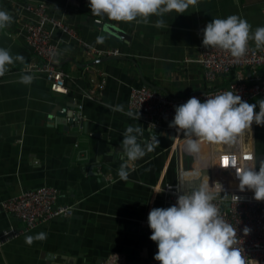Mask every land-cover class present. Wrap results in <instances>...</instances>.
<instances>
[{
	"label": "crops",
	"instance_id": "crops-1",
	"mask_svg": "<svg viewBox=\"0 0 264 264\" xmlns=\"http://www.w3.org/2000/svg\"><path fill=\"white\" fill-rule=\"evenodd\" d=\"M39 2L77 33L74 39L59 29L53 31L60 50L58 66L68 75L66 94L53 92L45 76L24 72L28 64L41 62L27 48L22 29L27 19L34 18L25 6ZM0 10L13 17L9 27L0 29V48L25 58L7 66L0 76V205L26 190L46 186L60 192L61 203L76 207L72 217L57 218L1 247L0 264H104L115 253L127 264H150L158 249L150 240L148 215L153 208H165L160 189L181 179H197L185 175L194 168L207 171L210 184L224 180L226 174L218 168L216 151L221 145H202L201 159L196 161L185 153L182 140L164 132L161 143L135 161L128 179L121 180L117 169L123 161L110 150H119L122 133L130 125L143 129L138 137L142 145L151 135L141 119L124 114L130 111L131 89L147 86L178 99L211 86H228L233 75L221 76L214 84L205 80L197 62L202 30L212 19L230 15L247 20L252 30L264 26V0H198L183 15L152 16L147 24L96 17L83 0H0ZM157 19L165 25L156 27ZM98 20L117 27L130 40L119 41ZM98 36L105 37L103 43H97ZM84 43L102 51L117 49L122 59L100 58ZM24 74L33 76L31 84L20 83ZM103 78L107 82L100 90L92 79ZM93 90L96 99L87 97ZM80 105L83 132L68 117ZM117 105L124 112L114 111ZM244 139L255 160H264V126L256 125ZM11 228L22 229L23 223L0 206V235ZM40 233L45 234L43 239L25 242Z\"/></svg>",
	"mask_w": 264,
	"mask_h": 264
},
{
	"label": "clouds",
	"instance_id": "clouds-1",
	"mask_svg": "<svg viewBox=\"0 0 264 264\" xmlns=\"http://www.w3.org/2000/svg\"><path fill=\"white\" fill-rule=\"evenodd\" d=\"M197 4L198 0H88V7L96 17H107L116 22L135 21L137 24H147L152 16L163 17L172 12L183 15L190 6ZM12 21L10 13L0 10V29H6ZM164 25L163 19L156 20V27ZM202 35L204 48L218 47L237 59L246 54L249 41L254 42L256 49L264 48V26L252 30L247 20L237 15L212 19L202 30ZM104 39V36H98L97 43H103ZM24 60L22 55L13 56L9 49L0 48V76L8 70L7 66ZM33 79L32 75L24 74L20 83L28 85ZM113 110L124 112L122 105L115 106ZM174 111L169 127L182 135L185 153L200 161L202 145L227 146L225 153L218 157L220 167L234 169L239 181L238 190L251 191L253 200L264 202V160L257 162L251 152L229 151L241 142L239 138L246 129L251 131L253 124L264 126V99L250 104L239 94L226 91L206 98L204 102L194 96L176 106ZM124 114L137 121L140 119V112ZM142 134L139 124L130 125L122 133L119 150H110L123 161L117 169L121 180L128 179V169L135 161L154 150V143L145 141L142 145L138 142ZM206 173L195 168L192 173H186L197 179H181L175 204L153 208L149 212L150 240L157 244L158 249L154 260L158 264H256L255 260H246L242 250L234 247L237 230L225 221L213 203L224 187L218 181L210 184ZM233 199L239 201L236 195ZM249 232V228L243 229L244 234ZM44 237V233L28 236L25 242L30 245L34 239Z\"/></svg>",
	"mask_w": 264,
	"mask_h": 264
},
{
	"label": "built area",
	"instance_id": "built-area-1",
	"mask_svg": "<svg viewBox=\"0 0 264 264\" xmlns=\"http://www.w3.org/2000/svg\"><path fill=\"white\" fill-rule=\"evenodd\" d=\"M25 10L34 15V18L27 19L23 26V38L29 51L40 59V63H30L24 69L25 73L34 74L35 76H45L51 85V90L55 93H68L66 88L67 73L61 70L59 64V45L53 39V31L61 30L65 35L77 39L76 31L63 20L54 18L48 13V6L44 2L28 4ZM101 23L100 20L97 21ZM85 48L91 54H97L100 58L120 56L117 49L102 51L90 48L84 43ZM197 62L204 69L205 80L214 84L221 76L233 75L232 82L225 87H209L206 91H198L178 99H172L167 95L152 90L147 86L133 87L130 93L129 110L134 114L140 112V119L148 126L151 135L149 142L158 145L161 143L164 132L174 134L177 140H182V135L177 134L174 128L168 124L173 120L175 107L186 103L190 98L196 97L204 102V99L226 91H232L241 96L243 101L251 103L264 99V48L256 49L252 41H249L246 54L242 58H233L230 53L218 47H200V57ZM262 70L263 73L259 74ZM250 74V75H249ZM106 80L101 81L92 79V83L98 89H103ZM90 99L97 98V92L91 91L87 95ZM76 115L78 120L74 123L80 131L85 130L83 121V106H78ZM167 123L166 127H162ZM252 125L251 131L255 128ZM250 130H245L240 143L233 146L229 151L240 153L251 152L254 156L250 144L245 142ZM227 146L221 145L218 149V157L225 153ZM218 160V168L226 175L225 179L220 182L224 191L220 192L217 200L213 201L220 209L221 216L225 221L231 224L237 230V243L234 247L242 250L246 260H255L256 264H264V202L253 200L251 191L240 192L238 190L239 181L236 179L235 170L230 166L221 168ZM247 163V162H246ZM211 171H213L211 169ZM232 181L233 186L229 184ZM177 183L166 184L160 190L164 193L165 208L175 204L177 198ZM239 197V201L233 199V196ZM60 192L51 187H40L37 189L26 190L21 195L7 199L1 203V209L20 220L23 223L22 229H8L0 235V248L6 244L12 243L31 230L47 224L57 218H70L74 215L76 207L74 204L61 203ZM250 229L248 234L243 233V229ZM104 264H127L124 256L120 254L110 255ZM150 264H158L152 260Z\"/></svg>",
	"mask_w": 264,
	"mask_h": 264
},
{
	"label": "water",
	"instance_id": "water-1",
	"mask_svg": "<svg viewBox=\"0 0 264 264\" xmlns=\"http://www.w3.org/2000/svg\"><path fill=\"white\" fill-rule=\"evenodd\" d=\"M73 3L76 2V0H72ZM100 26L102 28H104L108 33L112 34L115 38H117L119 41H126V40H130V37H128L123 31H121L120 29H116L117 27H114L111 24L108 23H100ZM111 59H122V57L120 56H113L111 57ZM263 71L260 70L259 74H262ZM250 75V74H249ZM68 117L70 118V123H74V120H78V115L74 114V110L68 114ZM77 126V125H76ZM173 137H175L174 134H172Z\"/></svg>",
	"mask_w": 264,
	"mask_h": 264
},
{
	"label": "trees",
	"instance_id": "trees-1",
	"mask_svg": "<svg viewBox=\"0 0 264 264\" xmlns=\"http://www.w3.org/2000/svg\"><path fill=\"white\" fill-rule=\"evenodd\" d=\"M88 0H83V2H87Z\"/></svg>",
	"mask_w": 264,
	"mask_h": 264
}]
</instances>
